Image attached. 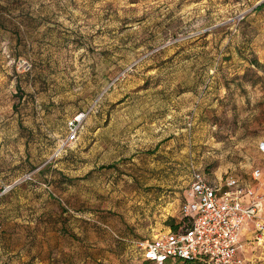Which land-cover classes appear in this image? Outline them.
I'll return each instance as SVG.
<instances>
[{
	"label": "rangeland",
	"instance_id": "rangeland-1",
	"mask_svg": "<svg viewBox=\"0 0 264 264\" xmlns=\"http://www.w3.org/2000/svg\"><path fill=\"white\" fill-rule=\"evenodd\" d=\"M262 140L264 0H0V264H150Z\"/></svg>",
	"mask_w": 264,
	"mask_h": 264
},
{
	"label": "built area",
	"instance_id": "built-area-1",
	"mask_svg": "<svg viewBox=\"0 0 264 264\" xmlns=\"http://www.w3.org/2000/svg\"><path fill=\"white\" fill-rule=\"evenodd\" d=\"M244 18V14L239 20ZM87 112H80L70 122L69 132L60 149L77 139L80 126ZM189 126L192 116H187ZM264 156V140L259 142ZM191 182L186 199L181 206L182 216H191L189 229L161 233L154 238L134 241L144 261L166 264L170 260L206 261L210 264H246L238 255L242 247L240 234L243 226L255 221L256 240H264V221L258 215L264 209V194L252 187L242 186L237 178H225L219 183L192 167ZM264 168L256 167L253 178L259 179ZM248 198L246 202L245 199Z\"/></svg>",
	"mask_w": 264,
	"mask_h": 264
},
{
	"label": "crops",
	"instance_id": "crops-1",
	"mask_svg": "<svg viewBox=\"0 0 264 264\" xmlns=\"http://www.w3.org/2000/svg\"><path fill=\"white\" fill-rule=\"evenodd\" d=\"M260 142V141H259ZM258 142V145H259ZM259 149V147H258ZM260 151V150H259ZM261 153V152H260ZM264 160V156L261 153L260 160ZM257 167L264 168V163L262 165H258ZM256 168V167H255ZM254 168V169H255ZM237 178L240 180V183L242 186L245 187H252L259 193L264 194V172L262 173L261 177L259 179L253 178V171L250 174H243L235 175L231 174L226 176L225 178ZM223 177L219 179H211L215 183H219L222 179H225ZM245 201H248V198L245 199ZM258 219L261 221H264V209L262 212L259 213ZM240 242L242 244V247L238 250V255L245 259L246 264H252L251 256H254V258L257 257H263L264 258V240L262 242H258L256 240V225L254 220L248 221L242 229V232L240 234ZM260 247L263 249L260 250ZM260 250V251H258ZM9 251V250H7ZM253 258V257H252ZM255 264H264V261H261V263H255Z\"/></svg>",
	"mask_w": 264,
	"mask_h": 264
},
{
	"label": "trees",
	"instance_id": "trees-1",
	"mask_svg": "<svg viewBox=\"0 0 264 264\" xmlns=\"http://www.w3.org/2000/svg\"><path fill=\"white\" fill-rule=\"evenodd\" d=\"M67 135H68V133H67ZM67 135L61 140V143L63 140H65ZM113 166L114 165H109L108 167H113ZM169 225H170V229H172L174 231L189 229L193 225V218L191 216H182L181 220H179V221H176L175 219L172 218ZM140 239H146V238H140ZM144 262L153 264L149 261H144ZM166 264H210V263H208L206 261H200V260L188 261V260L177 259V260H170Z\"/></svg>",
	"mask_w": 264,
	"mask_h": 264
}]
</instances>
